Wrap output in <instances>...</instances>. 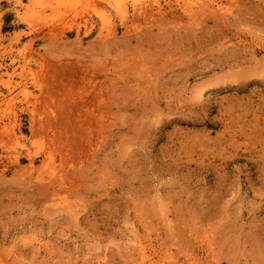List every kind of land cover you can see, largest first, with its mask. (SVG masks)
Here are the masks:
<instances>
[{
  "label": "rangeland",
  "instance_id": "374dc122",
  "mask_svg": "<svg viewBox=\"0 0 264 264\" xmlns=\"http://www.w3.org/2000/svg\"><path fill=\"white\" fill-rule=\"evenodd\" d=\"M149 2L0 0V264H264V0Z\"/></svg>",
  "mask_w": 264,
  "mask_h": 264
},
{
  "label": "bare ground",
  "instance_id": "6f19581e",
  "mask_svg": "<svg viewBox=\"0 0 264 264\" xmlns=\"http://www.w3.org/2000/svg\"><path fill=\"white\" fill-rule=\"evenodd\" d=\"M109 1V0H108ZM126 1H128V0H110V2L111 3H113V4H115L116 5V7L118 8L117 10H118V14H119V16H121V17H123V18H127L128 17V12H127V10H126ZM130 1V0H129ZM135 1H137V0H135ZM183 3V2H182ZM140 4V3H139ZM149 4L151 5V11L149 12V8L147 9V8H145V7H141L140 6V8L141 9H138V11H136V12H134V13H136L137 15H140V16H143V17H146L147 15H151V14H154V13H156V14H162L163 13V11H162V4H161V0H150V2H149ZM19 7H21V6H23L22 5V2H19V5H18ZM183 6V5H182ZM181 6V7H182ZM172 7V6H171ZM179 7V6H178ZM184 8H185V6H184ZM187 9V8H186ZM136 10H137V8H136ZM187 11V10H186ZM189 12V11H188ZM133 13V14H134ZM184 13H185V11H184ZM187 13V12H186ZM189 14H190V12H189ZM18 17H20V10H18L17 11V14H16ZM103 16H105V15H103ZM135 16V15H134ZM147 18V17H146ZM23 19V18H22ZM104 21V20H103ZM144 250H145V248H144ZM143 250V251H144ZM147 254V253H146ZM143 259V258H142ZM162 262V261H161ZM170 262V261H169ZM163 263V262H162ZM164 263H166V262H164ZM179 264V263H178Z\"/></svg>",
  "mask_w": 264,
  "mask_h": 264
}]
</instances>
